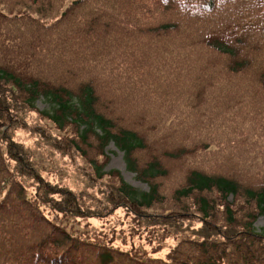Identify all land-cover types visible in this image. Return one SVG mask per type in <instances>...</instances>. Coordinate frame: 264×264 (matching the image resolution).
<instances>
[{
    "label": "trees",
    "instance_id": "1",
    "mask_svg": "<svg viewBox=\"0 0 264 264\" xmlns=\"http://www.w3.org/2000/svg\"><path fill=\"white\" fill-rule=\"evenodd\" d=\"M261 216L264 0H0V264H264Z\"/></svg>",
    "mask_w": 264,
    "mask_h": 264
},
{
    "label": "rangeland",
    "instance_id": "2",
    "mask_svg": "<svg viewBox=\"0 0 264 264\" xmlns=\"http://www.w3.org/2000/svg\"><path fill=\"white\" fill-rule=\"evenodd\" d=\"M35 106L41 111H50L51 104L46 101L44 98H39L35 102ZM106 155L109 158L108 164L105 166L104 171L111 172L117 171L122 175L123 179L126 183H128L133 188L142 191L148 192L149 187L141 182L134 173L127 169L124 153L120 151L113 143H111L105 150ZM35 157L39 164L43 165L44 169L50 171L51 174H54L55 178L64 182L66 184H70L74 187L78 186V176L76 175V171L70 166L61 165L56 162V159L46 160L45 153L43 150L38 149L35 151ZM254 229L258 233H264V216H261L256 223L254 224ZM174 244L173 241H169L168 244H163L160 248L159 252L155 255L159 258H163L164 253L168 251L170 246Z\"/></svg>",
    "mask_w": 264,
    "mask_h": 264
}]
</instances>
